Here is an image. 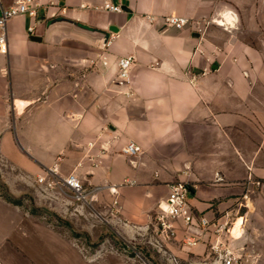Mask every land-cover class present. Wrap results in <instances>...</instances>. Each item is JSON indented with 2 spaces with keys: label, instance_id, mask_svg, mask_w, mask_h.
Returning a JSON list of instances; mask_svg holds the SVG:
<instances>
[{
  "label": "crops",
  "instance_id": "1",
  "mask_svg": "<svg viewBox=\"0 0 264 264\" xmlns=\"http://www.w3.org/2000/svg\"><path fill=\"white\" fill-rule=\"evenodd\" d=\"M36 1L38 17L7 24L0 54L4 158L42 178L54 167L75 174L137 223L156 215L171 182L188 183L208 218L248 194V235L264 261V0ZM15 2L0 0V13ZM168 15L190 23L166 28ZM125 57L135 64L120 86ZM131 143L139 155L123 153Z\"/></svg>",
  "mask_w": 264,
  "mask_h": 264
},
{
  "label": "rangeland",
  "instance_id": "2",
  "mask_svg": "<svg viewBox=\"0 0 264 264\" xmlns=\"http://www.w3.org/2000/svg\"><path fill=\"white\" fill-rule=\"evenodd\" d=\"M19 148L25 151L20 141ZM44 176L52 186L0 152V264H220L204 244L184 248L181 233L173 241L159 239L151 225L155 213L137 223L123 214L117 197L83 204L59 179ZM241 214L244 234L225 246L243 264H264L261 245L248 235L249 217Z\"/></svg>",
  "mask_w": 264,
  "mask_h": 264
},
{
  "label": "built area",
  "instance_id": "3",
  "mask_svg": "<svg viewBox=\"0 0 264 264\" xmlns=\"http://www.w3.org/2000/svg\"><path fill=\"white\" fill-rule=\"evenodd\" d=\"M40 9L41 5L36 0H16L14 6L1 10V55L7 56L9 54L7 24L11 20L21 16L36 18L38 17ZM102 9L109 12H122L121 7L110 4H106ZM147 19L153 23L157 18L154 16H147ZM161 20L166 28H174L177 30H183L190 23L189 19L177 15L163 16ZM33 32L34 28H29V33ZM102 63L104 66L108 65L106 58H103ZM134 64L135 58L133 57H125L117 62V80L120 86L130 84L131 72L134 68ZM89 147L94 148V144H90ZM123 153L129 156H137L141 153V148L131 143L123 149ZM87 159L94 166L101 163L98 155L89 154ZM48 174L59 179L58 184L69 190L73 194L75 200L83 204L93 203L102 189L100 187L88 188L75 174H70L63 178L59 176L56 167L50 169ZM219 179L220 178H218V180ZM39 183H47L48 186H52V184L47 181V178H39ZM167 187L168 196L159 205V211L151 222L155 234L159 239L173 241L176 240L181 233V243L184 248L189 249L204 244L207 246L209 256H211L215 262L220 264H243L242 256H237L234 250L227 249L225 244L229 242V240H237L233 231L239 220L242 221L240 228L241 238L244 234L243 227L246 218L244 214L241 213L243 210H246L245 214L247 215L250 211L251 205L248 194H244L241 199L238 200L236 214H234L235 210L231 209L219 216L208 218L197 213L190 204L189 198L192 190L188 183L176 181L169 183ZM111 193L117 195V189L111 188ZM234 215H236V218H234Z\"/></svg>",
  "mask_w": 264,
  "mask_h": 264
},
{
  "label": "bare ground",
  "instance_id": "4",
  "mask_svg": "<svg viewBox=\"0 0 264 264\" xmlns=\"http://www.w3.org/2000/svg\"><path fill=\"white\" fill-rule=\"evenodd\" d=\"M19 103V102H18ZM24 105L23 104H19V107L20 108H22ZM241 223H242V221L241 220H239L238 222H237V224H236V226H235V229H234V231H233V234L236 236V237H241V234H240V228H241Z\"/></svg>",
  "mask_w": 264,
  "mask_h": 264
}]
</instances>
